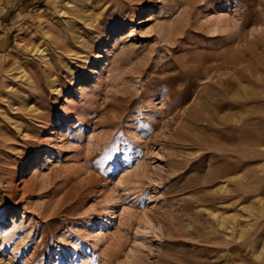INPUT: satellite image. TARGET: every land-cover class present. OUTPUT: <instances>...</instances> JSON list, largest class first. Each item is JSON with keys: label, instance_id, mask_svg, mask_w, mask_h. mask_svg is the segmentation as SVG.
I'll return each mask as SVG.
<instances>
[{"label": "rangeland", "instance_id": "rangeland-1", "mask_svg": "<svg viewBox=\"0 0 264 264\" xmlns=\"http://www.w3.org/2000/svg\"><path fill=\"white\" fill-rule=\"evenodd\" d=\"M260 62L264 0H0V264H264Z\"/></svg>", "mask_w": 264, "mask_h": 264}, {"label": "bare ground", "instance_id": "bare-ground-1", "mask_svg": "<svg viewBox=\"0 0 264 264\" xmlns=\"http://www.w3.org/2000/svg\"><path fill=\"white\" fill-rule=\"evenodd\" d=\"M211 23H212V26L214 27V28H223L224 30L225 29H228V28H230V25H231V23H230V20H228V18H223V17H220V16H218V15H215L214 14V16H213V20L211 21ZM232 26V25H231ZM222 29V30H223ZM217 30V29H216ZM221 30V31H222ZM232 30V29H231ZM253 49H255V47L253 48ZM255 52V51H254ZM244 53V52H243ZM230 56H232V55H230ZM256 56V55H255ZM43 57V56H42ZM254 57V56H253ZM51 60V59H50ZM251 60V59H250ZM211 61V60H210ZM227 61V64L229 65V69H230V71H232V73L231 74H228L229 76H228V78L226 79V82H225V87H224V91H225V94L226 95H229L230 96V98H234L237 94H240L239 93V89H236V90H232L233 88H234V86L236 85V83L234 82V76H236V75H234V70H233V66H234V62H235V58H229L228 60H226ZM250 62V61H249ZM262 62V61H261ZM260 62V63H261ZM51 63H52V61H51ZM200 63V62H199ZM207 63V62H206ZM253 63V62H252ZM257 63V62H256ZM201 64V63H200ZM199 64V65H200ZM251 64V63H250ZM223 65V64H222ZM261 65H262V69L264 70V62L263 63H261ZM220 66V65H219ZM253 67H254V65H252ZM196 67V66H195ZM214 67H216V69L218 68V65H216V66H213L212 67V69H214ZM221 67V66H220ZM253 67H251L250 65L248 66V71H249V73H247V74H250V75H256L255 77H257L256 79H259L258 81L260 82V81H262L261 80V75H260V73H259V69L258 68H253ZM256 67V66H255ZM210 68V67H209ZM209 68H208V66H206V65H202V69H203V71L205 72V74H206V77H210L211 75H213V76H211L209 79H211V78H213L214 77V73L213 74H211L210 73V70H209ZM194 69V68H193ZM201 69V70H202ZM211 69V68H210ZM247 69V68H246ZM259 70V71H258ZM218 71V70H217ZM198 72H200V71H198ZM261 72V71H260ZM261 73H263V72H261ZM249 75V76H250ZM216 76V75H215ZM246 76V75H245ZM248 76V77H249ZM263 76V75H262ZM201 77V76H200ZM219 77V76H218ZM242 77H244V76H242ZM207 79V78H206ZM219 79V78H218ZM215 80V79H214ZM220 81V80H219ZM240 81V80H239ZM251 81V80H250ZM253 81V80H252ZM254 81H255V79H254ZM253 81V82H254ZM255 83V82H254ZM256 83H258L257 81H256ZM256 85V84H255ZM258 85V84H257ZM259 87L261 86H264V85H262L261 83H260V85H258ZM218 88V87H217ZM245 90V89H244ZM243 92V91H242ZM242 92H241V94H242ZM219 94V93H218ZM223 94V93H222ZM8 95V94H7ZM244 95H245V93H244ZM252 96V95H251ZM256 96H257V94H256ZM226 97V96H225ZM247 97H249V96H247ZM246 97V98H247ZM264 97V96H263ZM243 98V99H242ZM241 99L242 100H245V98L244 97H242ZM250 98V97H249ZM252 98H253V96H252ZM248 99V98H247ZM230 100V99H229ZM232 100V99H231ZM240 103V102H239ZM242 103V102H241ZM236 107V106H235ZM247 134V133H246ZM37 156V155H36ZM39 157V155L36 157V158H38ZM35 158V159H36ZM40 158V157H39ZM36 161V160H35ZM35 164V167H34V171L36 172L37 170H38V166H39V160H37V162L36 163H34ZM34 166V165H33ZM215 219H216V221L218 222V225L219 226H223V227H225L226 229H231L232 227H233V225H231L232 223H233V219L232 218H226L227 216L226 215H224V214H220V213H216V212H214L213 214H211ZM234 218V217H233ZM103 220H106V219H103ZM105 221H103V223H104ZM103 223H101L102 225H103ZM3 236V235H2ZM98 238L99 237H96V239L98 240Z\"/></svg>", "mask_w": 264, "mask_h": 264}]
</instances>
